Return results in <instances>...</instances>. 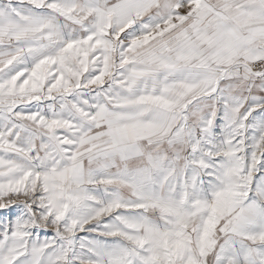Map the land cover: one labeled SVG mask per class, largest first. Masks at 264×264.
<instances>
[{"label":"snow or ice","instance_id":"6c2138e0","mask_svg":"<svg viewBox=\"0 0 264 264\" xmlns=\"http://www.w3.org/2000/svg\"><path fill=\"white\" fill-rule=\"evenodd\" d=\"M0 264H264V0H0Z\"/></svg>","mask_w":264,"mask_h":264}]
</instances>
